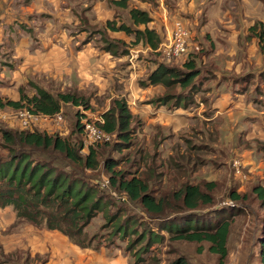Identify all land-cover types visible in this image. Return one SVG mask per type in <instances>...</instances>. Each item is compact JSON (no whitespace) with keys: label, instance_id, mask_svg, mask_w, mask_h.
Segmentation results:
<instances>
[{"label":"crops","instance_id":"0c3cea01","mask_svg":"<svg viewBox=\"0 0 264 264\" xmlns=\"http://www.w3.org/2000/svg\"><path fill=\"white\" fill-rule=\"evenodd\" d=\"M29 1L33 0L15 1L19 9L10 16V0H0V99L19 100V89L29 87L31 83L52 95L70 92L88 96L90 90L92 96L96 91L97 95L108 94L110 104L113 100L125 101L130 114L139 121L137 135L143 143L148 139L151 149L156 150V158L163 151L167 156L168 149L164 148V143L173 135L179 137L181 134L183 140L179 138L180 145L184 142L190 147V153H196L190 159V155L181 152L179 144L174 142L169 147V156L178 154L175 157L177 164L188 159L186 162L191 161L192 166L197 157L200 159L197 153L213 150L222 159L217 164L218 169L229 165L232 160H239L247 175L246 182L264 188V13L258 11L264 4L262 0L259 8L258 0H175L168 5V0H154L158 6L156 13H150L147 3L137 2L133 8L147 13L151 21L146 26H133L129 13L134 9L127 6L130 24L126 27L131 29L129 33L118 29L125 25L117 27L111 20L116 10L126 9L128 0H91L93 4L90 6L89 0H81L77 7L73 5L77 0H44L50 3L48 8L54 5L56 9L58 6V12L49 13L46 7L38 5L22 20L24 16L21 17L20 9ZM64 9L68 13L64 17L58 15L60 20L56 21L54 15ZM80 12H90L96 18L101 16L106 29L103 36L109 40L106 41L107 46L102 49L95 46V36L100 34L90 31L94 24L101 23L93 22L89 15L81 16ZM167 15L169 23L166 22ZM177 20L189 33L188 50L200 51L198 54L203 62L198 65V70L207 78L203 79L206 87L202 82L197 85L199 89L193 94L195 103L185 108L159 101L165 89L160 85L147 84L143 73L147 72L148 63L141 65L139 61L140 56L147 54L150 59L147 62H155L151 71L156 69V61L160 57L158 49L169 40L173 23ZM108 23L117 29L108 28ZM145 28L157 34V50L142 40L134 43V31ZM131 33L133 38L128 36ZM130 50L137 52V59L132 63L128 55H124ZM194 56L196 61L197 56ZM123 74L126 78L121 77ZM113 76L117 78V84L122 83L119 93L111 88V83L115 82ZM34 95L35 91L28 96ZM89 101L92 102L91 97ZM138 103L141 104L136 107ZM4 109L7 110L0 112V116L8 115L12 110ZM189 113L192 115L188 116ZM152 123H156V130L149 125ZM166 128H170L172 134L165 133ZM196 133L205 139L200 138V143L196 142ZM172 166L176 167L175 164ZM14 221L15 215L10 208H0L1 230L13 225ZM35 232L37 230L34 229L9 234L15 237L11 239L14 245H7L5 252L29 248L32 254H44V246L49 241L53 253L59 255L57 264H71L73 252L77 255L74 264L102 262L100 255L85 261L82 253L78 252L81 248L73 246L62 253L68 241L57 231L48 232L43 242L40 236L44 233L38 235Z\"/></svg>","mask_w":264,"mask_h":264},{"label":"trees","instance_id":"16d2710c","mask_svg":"<svg viewBox=\"0 0 264 264\" xmlns=\"http://www.w3.org/2000/svg\"><path fill=\"white\" fill-rule=\"evenodd\" d=\"M129 15L133 26H146L151 21L147 13L137 9L131 10ZM107 27L117 29L112 23H108ZM118 29L126 33L131 30L126 26H121ZM134 33V43L142 40L153 50H157L159 38L153 30L145 28L142 31L135 30ZM157 54L166 60L161 52ZM189 61L185 64L186 72L159 64L148 75V85H160L165 89V94L159 101L170 102L172 106L184 108L195 103L193 94L199 88L196 87L194 81L200 72L195 69L194 63ZM175 85H179L180 89L175 91L177 88ZM33 88L35 95L32 97H29L20 88L19 100L0 99V110L4 108H10L12 111L25 109L33 115L48 117L58 114L64 104L90 110L88 101L76 93L67 92L52 95L35 85ZM102 121V124H95L124 145L131 140L139 125V121L130 114L122 99L111 102L109 110L102 115ZM40 126V123L33 124L34 128ZM76 128L80 129L82 133V125L79 120ZM30 129L1 131L0 150H5L7 156H0V208H10L15 213L17 220L30 223L36 228L61 233L81 249L91 248L96 237L86 239L84 229L95 214L103 210L106 205L102 203V197L99 196V191L95 186L85 185L77 178L78 173L72 176L67 171L70 169V165L65 163V160L75 165L80 163L79 147H73L67 140L56 135H48L41 131L38 132L37 129ZM93 147L89 148V154L82 164L88 170H93L96 166V153ZM187 160L183 159L179 162V167L176 164L177 169L183 166V169L187 168L188 171L194 170L196 163L190 166L191 161L186 162ZM197 160H199L198 157ZM106 163L110 174L109 186L123 194V197L131 203L140 205L144 212L155 216L165 215L170 202H175L179 210L184 211L182 215L169 219L163 218L159 221V230L166 231L170 235L171 241L208 243V251L217 255L220 263L227 258V245L233 218L244 214V209L227 206L212 211L213 213L209 216L198 215L197 211L201 205L213 203L210 192L216 188L214 181L204 182V190L198 185L185 183L178 191L156 198L150 192L148 182L157 180V178L153 179L154 175L149 167L145 169L147 174L145 179L137 176L126 178L121 171L114 170V163L112 164L111 159H108ZM240 168L244 173L242 163ZM238 181L236 184L242 183V180ZM246 194L235 189L228 193V198L233 204L248 202V198H251L254 200L253 203H257L259 209L264 211V188L262 186H253L250 190L252 196ZM256 217L257 214L253 221L252 231L254 234H258L257 240L252 237L256 250L254 251L250 246L245 260L243 258L241 264H250V261L254 262L252 264H264V216L261 219L262 224L257 223ZM127 228V221H121L115 232L119 234L122 231L125 236ZM148 236V246L152 240L163 239L160 234L151 235L149 232ZM96 245L95 249L98 248ZM198 251L201 252V249ZM172 264L191 263L185 257L180 256Z\"/></svg>","mask_w":264,"mask_h":264},{"label":"rangeland","instance_id":"374dc122","mask_svg":"<svg viewBox=\"0 0 264 264\" xmlns=\"http://www.w3.org/2000/svg\"><path fill=\"white\" fill-rule=\"evenodd\" d=\"M15 1L17 0H10L9 2L11 8V11H9L10 16H12L11 13H15V11L19 9L18 4ZM80 1L81 0H77L75 4H73L74 7H77ZM89 1L91 2L89 4L90 6L91 4H93V1ZM163 1L165 2V0ZM171 1L175 0H168L166 1V4H170ZM260 1L261 0H258V8L263 4ZM137 2H140V4L147 3L150 13L158 12V6L154 0H128L126 4V9L124 8L116 10V14L111 19L114 20L113 22L116 24L117 27L121 26V24L126 26V24L129 23L128 8L136 7L135 5ZM262 2H264V0H262ZM48 4L50 3L45 2L44 0H33L22 4L23 7L22 9H20L21 17L24 16L22 20H24V18L26 19V16L31 14L34 9L38 8V5L41 8L46 7V11L49 13H52V11L54 10L57 11V4L56 9H54V5L48 8ZM19 6L21 7L20 4ZM127 6L129 7L127 8ZM25 11H27V15L25 14ZM258 11L262 14L264 13V4L262 5V7H260ZM60 12L61 13L54 15L56 21L60 20L58 19V15H60V17H64L66 13H68V11H66L65 9ZM79 14L81 16L89 15L93 22L101 23L99 25L94 24L90 28V31L94 34H100L95 36V46L100 49H102V47L107 46L108 44L106 43V41L108 39L104 38L103 36L106 34V29L101 16H98L96 18V16H93V14L90 12H87L86 14L80 12ZM69 17L71 18V16ZM166 22L169 23L168 15L166 17ZM50 23L54 24L52 21H50ZM130 35L133 38V34L131 33L128 36ZM99 41H101L102 43H99ZM132 43L133 41L131 42V44ZM119 49H122L120 45ZM187 51L186 54H184L178 59L163 60L161 57H158L156 65L164 64L165 66L175 68L178 71L186 72L185 64L187 63V61L190 60L189 62H193L196 66L195 69H198V65L203 62L202 56L198 54L200 51L194 53L188 50V47ZM124 55H126L127 57L128 53H125ZM194 55L197 56L196 61ZM3 58H6V56H4ZM139 61L142 62L141 65H145L148 63V70L147 72L143 73L144 79H147L148 75L152 72L151 70L154 68L155 62H147L150 61L149 56L147 54L140 56ZM124 74H127V72H125ZM124 74L121 77L126 78V75L124 76ZM113 79V81L115 82L114 84L113 82L111 83V88L115 92H118L119 90H121V88L119 87H122V83L117 84L118 80L114 76ZM203 79L207 80V78L202 74H200L195 79L194 83L196 87H198V83L201 84L202 82V85L204 84ZM32 84L33 83H31V85H29V87L27 88H22L25 94L30 95L31 92L35 91ZM175 87H177L175 88V91L180 89L179 85H175ZM203 87L206 86L203 85ZM91 91L92 90L87 92L88 96L92 98V102L89 101L88 96H83V94L78 95L82 96L85 100L88 99L90 110L85 111H87V117L91 120H94L100 116L102 117V115L108 111L111 104L109 102L110 95H97L98 92L96 91L95 93H93L92 96ZM140 104L141 103L136 104V107H139ZM130 107H132L131 109H134V106L130 105ZM80 109L84 110V108L81 107H73L69 104H64L62 105V111L60 109V114L62 116V121L60 123H42V125L37 128L33 127L35 121L31 122L32 119H29L26 126L23 127L22 124L17 120V111L9 110L11 112L8 115L0 116V143H2L1 131L3 130L19 131L20 129L31 128L30 130L37 129L38 132L41 131L48 135H56L62 139L67 140L73 147H79V156L81 157V161L78 165H75L65 160V163H68L70 165V169L67 171L72 176L73 174L78 173L80 176L78 175L77 178L80 179L85 185L95 186L99 191V196L102 197V203L106 205L103 210L98 211L95 214L94 218L91 219L89 225L84 229L86 239L96 237L93 246L88 249H83L84 251H82L65 236L68 241V245L65 247L66 250H64L62 253L67 252L72 246L77 247L78 249H80L78 250V252L82 253V256L85 261L91 258V256L100 255L102 260L101 264H172V262L180 256L185 257L191 264H241V260L243 258V260H245V255L246 253H248L250 246L251 248H253L254 251L256 250V248H254V241L252 237L257 240L258 234H254V232H252L254 227L253 221L255 219V215L257 214V223L262 224L261 219L264 216V211L260 210L258 204L253 203L254 200H252L251 198H248V202L237 204H233L229 200L228 193L235 189L236 191L245 192L248 195L252 196L250 194V190L253 185H250L246 182L247 175H245L241 171L240 167L239 173H235V168L233 167V162L235 160H232L229 165H223L218 169L217 164L219 163V161H222L221 157L218 156L219 153L216 152L215 154L212 152L213 150L206 152L202 151L203 153H197V155L200 156V159L196 160V166H194L195 169L192 172L188 171L187 168L183 169V166L177 169V167H173L172 164H175L176 166L177 160L175 159V157L178 154L172 153L173 155L169 156V147L171 144L173 145L174 142H177L179 144L180 151L185 154H189L190 159H192L191 155H195L196 153L195 151H192L190 153V147L185 145L184 142H182L180 145L179 138L183 140L181 134H179V137L173 135V137H171L169 141H166L164 143V148L168 149L167 156L166 152L163 151L162 155L156 158V150L154 148L151 149V147L149 146L148 139L146 138V140L144 141L145 143H143V139L137 135V132H135L131 140L125 145L119 140H117L115 137H113V139H111V141L107 144L103 143L94 146L93 149L96 153V166L93 170H88L84 168L82 164L89 154V149L86 150L84 148L82 133L80 129L76 128L77 121L80 120L79 118L81 116ZM5 110L7 109H2L0 110V112H5ZM191 115L192 114L190 113L188 114V116ZM200 118L201 117H197V119ZM148 119L149 121H152L150 117ZM149 125H153L154 130H156V126H154L156 125V123H152ZM194 125L195 123L192 125V127ZM207 128H210V125H208ZM149 129H151V126L149 127ZM164 132L172 134L170 128L164 129ZM190 134L192 135L193 131H191ZM196 137L197 139H195V141L198 143H200V138L201 140L205 139L201 137V134L197 133ZM174 149L175 147L172 148L173 152ZM0 156L6 157V151L0 150ZM108 159H111L112 164L114 163V170L121 171L126 176V178L137 176L139 178L145 179L147 177L145 169L146 167H149L151 173L154 175L153 179L157 178V180H149L148 182L150 192L156 198L162 197L163 195H170L173 191H178V189L185 183L198 185L200 186V188H202V190H204V182L214 181L216 184V188L212 192H210L213 197V203L211 205H201L197 211L198 215L209 216L211 213H213L212 211L216 209H221V207H227L231 203L237 208L244 209V214L237 215L233 218V225L231 227V233L227 245V258L222 263H220L219 257L208 251V243L197 244L189 242L171 241L169 239L170 235L166 231L159 230L158 224L161 219H169L171 217H176L184 213V211L179 210L175 202H170L165 215H150L144 212L140 205L136 203H131L128 199H125L123 197V194L119 193L116 189L111 188L109 186V183L108 185L103 186L104 183L108 182V178L110 177L106 163ZM201 161L202 164H200ZM179 165L180 164H177L178 167ZM211 166L216 168H211ZM238 179L242 180V183L236 184V180ZM13 214L15 215L14 212ZM121 221H127L128 223L127 235L125 236L123 235L122 231L119 234L115 232L117 225L120 224ZM5 229H0V264H57L56 262L58 260L59 255L53 253V250H51V248L49 247V241H47V246H44L46 249L44 254H32L29 248L17 249L16 251L9 253L5 252V250H7L8 248L7 245H14V241L11 239L15 237L11 235L15 233H21L24 231L30 232L35 229V231L37 230V232L35 233H37L38 235L44 233V235L40 236L43 238V242L46 238L45 235L48 234V232L51 233V231L36 228L30 223L17 220L16 217L13 225ZM149 232L151 235L160 234L163 239L160 241L152 240V242H150L148 246ZM51 241H53V239H51ZM96 244L100 246H97ZM95 245L96 247H98L97 249L94 248ZM62 248L63 247H61V249ZM198 249H201V252L198 251ZM71 256V264H74L75 257L77 255H75V253L73 252V255L71 254ZM87 263L89 264L88 261ZM252 263L254 262L250 261V264Z\"/></svg>","mask_w":264,"mask_h":264},{"label":"built area","instance_id":"2783aa9c","mask_svg":"<svg viewBox=\"0 0 264 264\" xmlns=\"http://www.w3.org/2000/svg\"><path fill=\"white\" fill-rule=\"evenodd\" d=\"M188 38L189 33L186 27L181 23V21H175L172 31L170 33V38L168 41L163 43L160 47V51L163 55L168 59H178L182 57L188 47ZM137 59V52L134 50H130L128 54V60L130 63ZM86 115L85 112H82ZM17 120L22 124L23 127L26 126L29 119L35 121V123H60L62 121V116L60 113L56 114L53 117L42 116V115H33L29 113L27 110L22 109L17 111L16 113ZM101 123V119L97 118L94 120H90L88 118H82L81 123L83 126V142L86 147L93 146L96 144L106 143L111 140V136L105 133L102 129H100L95 123ZM233 167L235 168V173H239L240 162L235 161L233 163ZM108 183H104L103 186H106ZM228 206H234L229 204Z\"/></svg>","mask_w":264,"mask_h":264},{"label":"clouds","instance_id":"9594fccd","mask_svg":"<svg viewBox=\"0 0 264 264\" xmlns=\"http://www.w3.org/2000/svg\"><path fill=\"white\" fill-rule=\"evenodd\" d=\"M160 49V48H159ZM158 49V52H161L160 50ZM162 53V52H161ZM163 54V53H162ZM167 59V58H166ZM168 60V59H167ZM80 112H81V116H80V120H79V122H80V124L82 125V123H81V120H82V118H88L87 117V111H85V110H82V109H80ZM82 112H85L86 113V115L85 114H83ZM60 113V112H59ZM99 119H101V121H102V117L100 116V117H98ZM89 119V118H88ZM91 120V119H90ZM100 123V122H99ZM103 123V121L100 123V124H102ZM101 129V128H100ZM106 133V132H105ZM108 134V133H107ZM110 135V134H109ZM111 136V139H113V136L112 135H110ZM82 138H83V126H82ZM111 141V140H110ZM109 141V142H110ZM109 142H106V143H109ZM83 144H84V142H83ZM101 144H103V143H101ZM94 146V145H93ZM93 146H88V147H86L85 145H84V148L87 150V149H89L90 147H93ZM236 161V160H235ZM234 161V162H235ZM238 161V160H237ZM233 162V163H234ZM240 162V161H239ZM108 183V182H107ZM108 185V184H107Z\"/></svg>","mask_w":264,"mask_h":264}]
</instances>
